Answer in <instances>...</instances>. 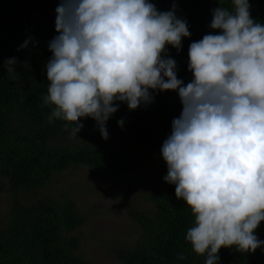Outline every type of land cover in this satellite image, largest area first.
I'll return each instance as SVG.
<instances>
[{
    "label": "clouds",
    "instance_id": "obj_1",
    "mask_svg": "<svg viewBox=\"0 0 264 264\" xmlns=\"http://www.w3.org/2000/svg\"><path fill=\"white\" fill-rule=\"evenodd\" d=\"M250 7L231 0V8L212 9L209 27L219 34L190 43L187 84L164 55L191 36L175 2L159 11L150 0H59L58 35L48 44L43 103L52 106L49 122H66L71 137L91 118L107 140L117 102L133 111L154 103L153 92H178L182 110L160 150L163 179L191 210L185 240L204 264H218L221 248L255 253L264 246L254 234L264 221V24ZM17 63L10 58L3 67L12 74Z\"/></svg>",
    "mask_w": 264,
    "mask_h": 264
},
{
    "label": "trees",
    "instance_id": "obj_2",
    "mask_svg": "<svg viewBox=\"0 0 264 264\" xmlns=\"http://www.w3.org/2000/svg\"><path fill=\"white\" fill-rule=\"evenodd\" d=\"M159 11H169L175 2L176 15L188 23L190 37L182 49L167 46L164 55L176 61L177 78L191 81L188 70L190 43L210 29L212 9L231 8V0H150ZM251 17L264 24V0H249ZM59 0H0V193L10 196L5 215L0 214V264H95L82 253L80 228L88 216L55 178L76 166L98 172L132 177L148 173L149 185L143 204L131 205L128 213L140 227L134 244L112 249L114 264H204L185 240L194 217L185 202L175 196V185L164 181L167 165L161 147L171 134L172 120L182 105L177 91L153 92L155 101L130 111L126 103L108 120L107 140L91 118H82L84 128L71 137L66 122L48 117L52 106L44 105L47 94L46 63L51 58L49 42L55 30ZM31 39L29 40V38ZM28 40V47L20 46ZM16 58L9 74L3 62ZM27 64V67H25ZM151 91V90H150ZM123 119V126L118 121ZM71 127V126H70ZM116 138L130 148L114 147ZM48 189L40 194L39 191ZM55 190V191H54ZM34 195V199H29ZM264 241V221L254 233ZM184 253L186 259L178 260ZM218 264H264V246L255 253L221 248Z\"/></svg>",
    "mask_w": 264,
    "mask_h": 264
},
{
    "label": "rangeland",
    "instance_id": "obj_3",
    "mask_svg": "<svg viewBox=\"0 0 264 264\" xmlns=\"http://www.w3.org/2000/svg\"><path fill=\"white\" fill-rule=\"evenodd\" d=\"M102 140L101 134L97 133ZM114 147L130 148L125 142L114 137L107 141ZM55 183L68 192L78 203L88 221L80 228L82 253L95 264H114L112 249L119 245L134 244L140 234V227L128 213L131 205L143 204L149 185L148 173L139 170L132 177L121 178L93 170L86 166H76L60 177ZM48 189L40 190L45 193ZM55 191V190H54ZM31 195L29 199H34ZM11 198L0 193V214L5 215Z\"/></svg>",
    "mask_w": 264,
    "mask_h": 264
}]
</instances>
